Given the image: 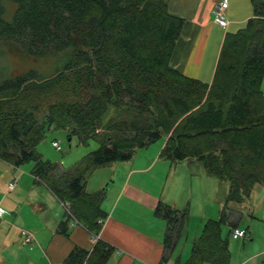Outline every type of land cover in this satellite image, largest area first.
Returning <instances> with one entry per match:
<instances>
[{"label":"trees","instance_id":"1","mask_svg":"<svg viewBox=\"0 0 264 264\" xmlns=\"http://www.w3.org/2000/svg\"><path fill=\"white\" fill-rule=\"evenodd\" d=\"M168 1L0 0V46L30 64L17 75L6 68L0 77V160L16 167L33 162V174L93 233L103 195L85 193V174L127 161L160 139L161 158L195 159L225 181L226 202H241L264 185V0H250L253 18L223 42L209 84L169 66L182 19L168 12ZM111 110L110 134L99 141L95 131ZM59 130L98 143L77 164L86 163L85 172L60 171L37 153L46 133ZM224 209L218 220L204 222L184 264H231L232 230L247 232L237 240L250 239L247 228L231 223L222 237ZM154 214L166 221V261L187 214L163 203ZM109 256L97 241L91 252L74 248L63 264H105Z\"/></svg>","mask_w":264,"mask_h":264},{"label":"crops","instance_id":"2","mask_svg":"<svg viewBox=\"0 0 264 264\" xmlns=\"http://www.w3.org/2000/svg\"><path fill=\"white\" fill-rule=\"evenodd\" d=\"M217 1L169 0L167 4L168 12L182 19L169 66L185 77L207 84L213 79L223 42L245 30L253 18L250 0H227L228 24L223 29L211 17ZM156 142L138 149L142 152L127 161L106 165L113 170V177L104 188L93 187L91 177L85 181L86 194L110 192L106 202L100 203L103 215L95 233L70 216L49 187L33 174V162L16 167L0 160V264H63L74 248L91 252L97 241L110 250L105 264H177L179 259L171 260L174 250L164 260L166 221L155 216L156 207L165 202L177 212H195L198 202L180 199L181 189L186 188L184 182H188L194 195L201 194L204 199L205 192V200L207 194L211 203L218 183L195 159L169 162L161 158L165 141ZM38 154L62 171L75 169L79 163L64 166L45 159L44 152ZM11 183L14 186L9 190ZM211 205L216 208L214 203ZM206 209L204 217L208 216ZM63 224L66 234L61 232ZM22 232L31 238L30 243H25Z\"/></svg>","mask_w":264,"mask_h":264},{"label":"rangeland","instance_id":"3","mask_svg":"<svg viewBox=\"0 0 264 264\" xmlns=\"http://www.w3.org/2000/svg\"><path fill=\"white\" fill-rule=\"evenodd\" d=\"M7 10L8 15H10L12 13L13 7L11 5H8ZM19 58L20 57H17L15 56V54H12L10 52L9 54L6 53L5 49L0 46V77L3 75H7L6 68L9 75H17L30 67L29 63H26ZM38 67L43 73H46L48 71L42 66ZM262 81L263 84L261 86V90L263 92L264 77ZM132 113H134V111ZM114 114V111L111 110L104 117L101 127L95 131L97 140L101 141L108 134V132H105V124L109 119H112L114 117ZM125 117H129L128 119L131 118L130 115H127ZM53 139L59 142V151L51 146V142ZM68 139L69 137L65 131L59 130L54 132H47L44 140L40 142L36 147V151L38 153L44 152L45 159L51 162L60 164L63 163L64 166H69L73 165L77 161H80L85 155H88V153L95 151L98 148V143L95 141L80 143L76 136H71L70 141H68ZM151 146L152 149H155L154 145ZM146 149L148 150V148ZM152 149L150 147V150ZM141 152L142 151L136 149L133 152V155L140 154ZM86 166V163H82L76 169L81 171L84 170L85 172ZM105 166L106 165L101 166L100 169H98L96 172V169L94 171L88 172L85 175V181H88V179L91 177V181H93L91 182L93 184V187H98L99 185L100 187L104 188L105 185L108 184L113 177V170L109 166ZM158 167L159 165L156 167L154 166L153 170H156V168L158 169ZM90 168L91 167H88L87 169L89 170ZM59 170L62 171L61 169ZM57 176H60V174H58ZM216 180L218 185L216 186V195L214 196L212 203L210 201L211 197L207 196V194L206 197L208 200H205V192L204 199L201 194H199L198 196V193H195L194 195L191 192V186L188 184V182H184V184H186V188L181 189L179 195L180 199L184 200L187 198L191 202H198L197 204L199 205V207L196 208L195 212H188L184 222L183 234L175 246L171 260L173 258H177L179 259L180 264H184L190 257L194 239L199 237L201 233L203 222H205L207 219L218 220L224 207H226L224 209V212L227 222L221 227L222 237L225 238L227 236L230 223L232 225L239 224L240 227L247 228L251 235L250 239L248 240H229L228 248L231 255V264H264V185H255L250 195L243 199L241 202H226V197L228 194V184L225 181H220L218 179ZM95 193H102L103 199L101 201V205L102 203L106 202L107 196H110V192L108 193V191L103 192V190H100ZM196 196L198 197L197 199ZM213 203L216 205L215 209L212 208L213 205L211 204ZM163 204L166 205L165 202H163ZM205 209L208 211V216L206 217H204L203 212V210Z\"/></svg>","mask_w":264,"mask_h":264},{"label":"built area","instance_id":"4","mask_svg":"<svg viewBox=\"0 0 264 264\" xmlns=\"http://www.w3.org/2000/svg\"><path fill=\"white\" fill-rule=\"evenodd\" d=\"M228 7V1L227 0H218L214 5L211 10V17L212 21L214 24L218 25L221 28H226L227 27V19H226V10ZM52 147L55 148L56 150H60V145L59 142L56 140L51 143ZM14 186V183L9 184V190H11ZM63 207L66 208V206L63 205ZM67 210V208H66ZM0 217H1V211H0ZM100 223V222H99ZM22 235H24V241L25 243H30L31 238L27 236L25 232H22ZM248 237V234L245 230L240 229V228H235L231 232V238L233 240L237 239H245Z\"/></svg>","mask_w":264,"mask_h":264},{"label":"water","instance_id":"5","mask_svg":"<svg viewBox=\"0 0 264 264\" xmlns=\"http://www.w3.org/2000/svg\"><path fill=\"white\" fill-rule=\"evenodd\" d=\"M68 141H70V139H68Z\"/></svg>","mask_w":264,"mask_h":264}]
</instances>
